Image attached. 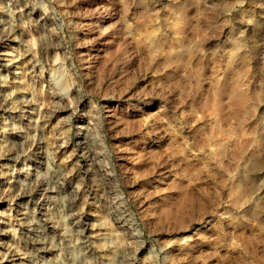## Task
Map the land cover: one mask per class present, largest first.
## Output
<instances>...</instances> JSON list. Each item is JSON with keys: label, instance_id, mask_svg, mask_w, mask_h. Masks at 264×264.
Instances as JSON below:
<instances>
[{"label": "rangeland", "instance_id": "rangeland-1", "mask_svg": "<svg viewBox=\"0 0 264 264\" xmlns=\"http://www.w3.org/2000/svg\"><path fill=\"white\" fill-rule=\"evenodd\" d=\"M0 264H264V0H0Z\"/></svg>", "mask_w": 264, "mask_h": 264}, {"label": "bare ground", "instance_id": "bare-ground-1", "mask_svg": "<svg viewBox=\"0 0 264 264\" xmlns=\"http://www.w3.org/2000/svg\"><path fill=\"white\" fill-rule=\"evenodd\" d=\"M78 133H80V132H78Z\"/></svg>", "mask_w": 264, "mask_h": 264}]
</instances>
